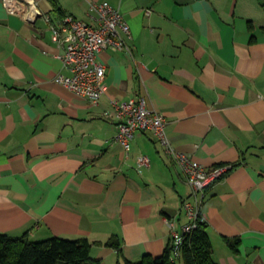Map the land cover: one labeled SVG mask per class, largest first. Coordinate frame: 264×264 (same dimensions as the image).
<instances>
[{
  "label": "crops",
  "instance_id": "obj_1",
  "mask_svg": "<svg viewBox=\"0 0 264 264\" xmlns=\"http://www.w3.org/2000/svg\"><path fill=\"white\" fill-rule=\"evenodd\" d=\"M102 1L127 20L132 55L98 54L107 90L92 105L53 81L69 71L44 18L27 23L0 0V233L86 238L101 264L160 255L164 219L187 222L189 186L151 131L135 132L126 157L102 114L110 98L142 95L175 149L206 168L235 163L200 205L213 260L264 264V0L35 3L52 23L57 8L94 24ZM138 154L150 164L137 169Z\"/></svg>",
  "mask_w": 264,
  "mask_h": 264
},
{
  "label": "built area",
  "instance_id": "obj_2",
  "mask_svg": "<svg viewBox=\"0 0 264 264\" xmlns=\"http://www.w3.org/2000/svg\"><path fill=\"white\" fill-rule=\"evenodd\" d=\"M1 4L8 13L20 16L27 23H34L38 16L44 18L52 32V40L61 48V53L56 56L69 71L68 75H55L53 81L85 96L92 105H98L107 90L105 66L98 60V54L109 49L132 55L128 43L131 38L129 24L120 10L109 5L107 1L92 4L94 24L66 13L52 23L51 18L37 8L35 0H1ZM102 114L115 121L117 131L114 140L122 145L126 157L130 156V142L135 132L151 131L166 157L176 164L181 177L189 186V195L182 202L188 221L178 229L172 219H164L170 230L173 247L170 259L176 261L181 255L183 233H189L196 227L195 220L206 189L222 179L231 169V164L206 168L189 154L175 149L166 135L164 116L149 110L142 95L127 100L110 98L109 107ZM135 164L139 169L148 166L150 159L145 154H138Z\"/></svg>",
  "mask_w": 264,
  "mask_h": 264
},
{
  "label": "trees",
  "instance_id": "obj_3",
  "mask_svg": "<svg viewBox=\"0 0 264 264\" xmlns=\"http://www.w3.org/2000/svg\"><path fill=\"white\" fill-rule=\"evenodd\" d=\"M55 10L60 16L64 14L57 8ZM234 166L235 163L231 164V168ZM195 222L196 227L189 233H183L182 251L176 261L170 259L173 249L170 240L160 255L143 254L135 261L126 260L124 264H217L212 258L208 226L200 211ZM226 242L235 249L238 240L226 239ZM106 244L118 249L120 246L117 238H110ZM89 252L90 242L86 238L66 239L53 236L32 241L26 234L10 236L0 233V264H101Z\"/></svg>",
  "mask_w": 264,
  "mask_h": 264
}]
</instances>
